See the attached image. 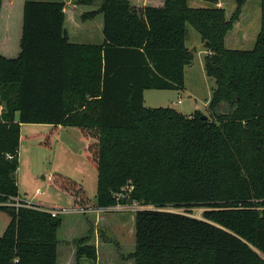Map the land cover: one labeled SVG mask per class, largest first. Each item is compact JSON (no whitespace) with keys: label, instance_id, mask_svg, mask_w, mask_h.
I'll return each mask as SVG.
<instances>
[{"label":"trees","instance_id":"trees-1","mask_svg":"<svg viewBox=\"0 0 264 264\" xmlns=\"http://www.w3.org/2000/svg\"><path fill=\"white\" fill-rule=\"evenodd\" d=\"M187 1L103 0L82 16L103 17V43L91 45L69 42L62 2L25 0L20 52L0 56V209L10 215L0 264H56L59 215L18 199L24 124L56 129L45 134L46 147L59 127L87 142L94 201L71 178L50 177L73 208L152 207L134 215V264H264V0L251 50L224 47L244 0L229 20L221 8ZM187 24L211 46L203 60L215 83L210 119L143 104L145 90L184 88ZM167 206L205 210L196 219L161 210ZM75 257L94 261L96 250L80 245Z\"/></svg>","mask_w":264,"mask_h":264},{"label":"rangeland","instance_id":"rangeland-1","mask_svg":"<svg viewBox=\"0 0 264 264\" xmlns=\"http://www.w3.org/2000/svg\"><path fill=\"white\" fill-rule=\"evenodd\" d=\"M31 1L61 2V0ZM80 1H89V4L77 5L73 14L68 15L67 21L64 20L63 27L68 34L69 42L91 43L88 35L99 32L97 28L99 16L92 19L82 16L98 10L103 0H72V3ZM191 1L190 8L217 7L223 9L226 20H229L237 9V0H217L216 5L200 0ZM23 2L24 0H14L12 8H8L11 11L8 16L6 17L7 8L5 6L0 15V56L6 59L16 58L20 51ZM237 18L238 20L233 23L231 30L224 38V47L231 50H251L260 30V0H244ZM186 27L188 31L185 39L192 58L190 63L184 67V88L180 90L178 96L170 94L169 97L155 98L154 102H149L145 95L144 106L148 108L168 107L173 101H180L178 105L173 104V106L184 113L190 114L191 111L192 114L188 117L198 112L210 119L208 104L215 83L214 79L207 77L203 70L205 52H208L203 48L200 35L190 25ZM165 93L171 92L161 94ZM20 129L22 139L18 149L19 158L15 175L18 199L28 204H39L64 210L62 214H59L61 225L56 234L58 241L56 264H76L75 251L80 245L94 247L96 260L82 258L79 264H134L132 259L135 246L134 215L138 211L137 207L141 208L142 205L132 202L124 205L122 210L110 211H102L95 206L73 208L72 198L58 190L50 177L53 173H59L71 178L81 185L89 198L94 201L97 175L84 158L87 142L80 138L77 129L61 127L57 132H52L51 146L46 147L41 144L45 140V134L49 136V130L56 129L42 124H24ZM6 205L18 206L17 203ZM143 207L152 209L151 206ZM161 210L201 219L205 208L167 206ZM9 222L8 212L0 209V236L5 232Z\"/></svg>","mask_w":264,"mask_h":264},{"label":"crops","instance_id":"crops-1","mask_svg":"<svg viewBox=\"0 0 264 264\" xmlns=\"http://www.w3.org/2000/svg\"><path fill=\"white\" fill-rule=\"evenodd\" d=\"M24 2H25V0H24ZM24 2H23V4H24ZM61 2L64 4V8H63V11H64V14H65V22L67 21V17H68V15H72L73 14V11H75L76 10V8H77V3H72V0L70 1V0H61ZM2 4V6H1V9H0V15H1V12H2V9H3V7L5 6L6 8H7V13H6V17L8 16V14L11 12L9 9H11L12 8V5H13V3H14V0H2V2H1ZM187 3H188V6H190L189 4L190 3H192V1L191 0H188L187 1ZM23 4H22V7H23ZM219 4H221V3H219ZM9 8V9H8ZM94 11H96V10H94ZM70 15V16H71ZM97 16H99V23L97 24V28H98V30H99V32H95V33H93V34H89L88 35V37L91 39V43H85V44H91V45H101L102 43H103V36L101 35V37H100V34H102V24H103V17H102V15L101 14H98ZM97 16H95V18L97 17ZM65 22H64V24H65ZM188 25V24H187ZM186 25V26H187ZM64 26V25H63ZM188 27H186V32L188 31V29H187ZM66 31V30H65ZM67 33V32H66ZM67 36H68V34H67ZM21 38V37H20ZM68 39H69V37H68ZM4 43H5V41H4ZM1 44H2V42H1ZM79 44H82V43H79ZM185 47L187 48V50L189 51V46H188V44H187V41H186V39H185ZM19 45H20V43H19ZM20 52V51H19ZM207 53L205 52V55H206ZM205 73V72H204ZM151 91H157V92H160V93H153V92H151ZM163 92H171V93H165V94H161V93H163ZM179 93H180V91H175V90H145L144 92H143V104H144V101H145V95H147V98H148V101L149 102H154L153 100H155V98H162V97H165V96H171L170 94H173L174 96H178L179 95ZM167 94V95H166ZM169 94V95H168ZM179 102L180 101H176V102H172V104H170V106H168V107H170V108H173L174 110H176L177 112H179V113H181L182 115H184L185 117H188V116H190L191 114H192V112L190 111V114H188V113H184L181 109H179V110H177L178 108L176 107V106H173V104H179ZM148 108V107H147ZM189 118V117H188ZM20 128H21V126H20ZM60 128L61 127H59L58 128V130H60ZM20 136H21V129H20ZM22 139V138H21ZM20 145V144H19ZM19 149V148H18ZM18 153H19V150H18ZM18 158H19V154H18Z\"/></svg>","mask_w":264,"mask_h":264},{"label":"built area","instance_id":"built-area-1","mask_svg":"<svg viewBox=\"0 0 264 264\" xmlns=\"http://www.w3.org/2000/svg\"><path fill=\"white\" fill-rule=\"evenodd\" d=\"M6 158L7 159H10L11 157L10 156H6ZM39 194H40V192H39ZM118 198H120L121 196L120 195H118L117 196ZM17 203V202H16ZM27 205H30V204H28V203H26ZM17 205H18V203H17ZM132 205H134V204H132ZM124 208V205H121V204H117L116 206H113V207H108V208H106V209H100V210H102V211H110V210H114V209H120V210H122ZM144 207L143 206H141V208H138L137 207V209L139 210H141V209H143ZM97 209H99V208H97ZM43 211H45V212H47V213H49L52 217H54V216H56V215H59V214H62L63 212H64V210H60V209H53V208H48V207H46V208H44V209H42Z\"/></svg>","mask_w":264,"mask_h":264},{"label":"water","instance_id":"water-1","mask_svg":"<svg viewBox=\"0 0 264 264\" xmlns=\"http://www.w3.org/2000/svg\"><path fill=\"white\" fill-rule=\"evenodd\" d=\"M203 48L208 52V51H210L211 46H210V44L208 42H204L203 43ZM199 114H200L202 119H204V120L207 119V116H205L204 114H202V113H199Z\"/></svg>","mask_w":264,"mask_h":264}]
</instances>
